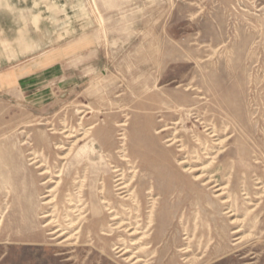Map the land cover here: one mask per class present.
Instances as JSON below:
<instances>
[{
  "label": "rangeland",
  "instance_id": "374dc122",
  "mask_svg": "<svg viewBox=\"0 0 264 264\" xmlns=\"http://www.w3.org/2000/svg\"><path fill=\"white\" fill-rule=\"evenodd\" d=\"M81 122L95 127L94 143L110 151L113 166L127 168L118 127L126 122L127 153L146 168L136 179L153 174L160 188L149 263L184 264L187 257L197 264H264V0H0V264L41 251L27 244L53 243L42 215H69L66 199L76 190L67 174L93 139L73 146L76 139L60 133L79 134ZM174 137L181 142L169 147ZM71 148L70 159L60 161ZM33 153L44 169L31 165ZM182 160L213 177L225 196L216 198L184 172ZM62 168L60 187L47 183L58 181ZM89 187L86 180L81 229L91 230L97 208ZM47 195L56 197L54 205H45ZM110 199L121 207L115 192ZM149 202L145 195L142 219ZM230 208L234 217L225 214ZM87 233L76 236L78 246L53 249L62 254L58 264H125L114 243L131 237L92 241ZM242 236L236 253L234 240Z\"/></svg>",
  "mask_w": 264,
  "mask_h": 264
},
{
  "label": "bare ground",
  "instance_id": "6f19581e",
  "mask_svg": "<svg viewBox=\"0 0 264 264\" xmlns=\"http://www.w3.org/2000/svg\"><path fill=\"white\" fill-rule=\"evenodd\" d=\"M78 113L81 115L85 114L86 111L79 110ZM87 114H90V111L86 113V115ZM79 126V134H77V132L72 128H65L60 133L61 135L65 136V139H76L75 142H73V146L85 143L87 140L91 139V131L95 129L94 126H89L86 128L84 122H81ZM118 127L122 128L121 131L123 132V134H121L122 150L120 151V159L122 162L126 163L127 168H123L119 165L113 166V163H111L112 156L109 153L110 151H105L101 143L96 145L95 143L97 140L92 138L93 140L91 141L93 142V146L91 147L90 153L86 156H81L78 160H74L73 168H71L70 172L67 174V176L71 178L73 182L72 185L76 190L75 194H68V198L66 199L69 208L67 213H69V215L65 216L66 219L60 220L58 215L55 214L57 211L55 209L52 213L47 212L41 217V219L47 220L42 228L46 229V231H50V241L53 243L48 244L43 239H41V243L27 244V246L41 248V251L37 250L34 252V254L30 252L25 253V255H22L21 260L14 264H27V262L28 264H58L57 258L62 256V254L54 255L53 249L58 251L59 248L78 246L79 243L76 236L83 234V231L85 230L88 232L87 234H89V237L92 238V241H94V239L107 240V238L109 239L115 237V235L118 233H126L127 236L131 237L129 242L125 241L124 239H120L114 243L113 251H115V253L119 256L118 258L121 259V262L125 264H151L149 263L150 260H153L155 257L147 259L146 255L148 250L151 248V245L158 242V237L154 234L150 235V232L156 227L153 214L157 200L156 194L160 188L155 186L154 181L152 182L153 174L151 177H149L148 181H146L147 179H136L138 172L146 168L144 166L142 167V162H139L138 164L137 162H134L131 159L130 154L127 153L128 150H131L129 148L130 137L124 132V129L128 128L129 125L126 122H122ZM166 130L168 129H164L162 132ZM53 131H55L53 134H57L56 130ZM209 131L210 134L215 137V130L210 129ZM78 135L81 136L78 137ZM215 141H218L216 144L221 146L222 143L219 141V139ZM180 142L181 141L177 137L168 140L169 147L179 144ZM88 144L89 143L86 142V145ZM177 147L179 148L180 152H184V146L182 144L178 145ZM97 148L99 149V152L106 153L105 157L107 159L108 165L103 163L105 157L99 156V154L96 153ZM57 149L61 150L63 147L58 146ZM71 150L72 148L69 150V153L67 152L68 154L59 156V160L62 162L68 161L73 155L71 154ZM32 155L33 157L30 159L31 165H37V169L43 168L45 165L41 163L38 157H36V154L33 153ZM97 159H100L99 163H94V161ZM159 161L161 164H165V166H167V163L164 162V157L161 156ZM188 164H190V161L188 160L178 161V166H182L184 172L189 174L193 173V179L196 182H201L203 186L211 187V189L214 190V193L217 194L216 198L222 199L223 196H225L226 193H224V188H222L213 177L208 178L207 176L197 175L196 172L199 170L194 167H189ZM45 174H49V171L47 170L43 173V175ZM63 174H65L64 168L60 169L56 175V178L59 179L58 181L54 182L49 180L47 183H56L57 188H59L63 182ZM171 174L172 172L170 171L169 176H171ZM205 178L208 179L206 180ZM86 180H89L90 186L87 190L89 200L97 208V211L94 209V211L91 210L90 212L91 219L93 220L91 230L88 228L89 224L81 229V225L83 222H85V219L88 216L87 212L85 211L87 206L83 200V191H85L84 187ZM175 183L177 185H183L178 180H176ZM137 188L138 194L136 196ZM182 188L184 187L182 186ZM49 192L51 194H55L57 191L52 189ZM112 192H115L118 199L122 201L121 207L119 209L112 203L110 199ZM145 195H147L150 201L149 207L151 210H149V217L142 219L140 212L142 209L141 204L143 203ZM170 195V191H165V202L169 201ZM51 196L53 195L45 196V198H50L47 200L45 205H54L56 203V197L54 198ZM222 202L223 204H227L230 201L223 200ZM225 214L229 215L230 217H234L235 210H231L230 208ZM106 215L109 216L110 219L107 218ZM107 219H109L111 222L109 229H105V223ZM237 222L238 221L236 220L232 221L233 224ZM241 231L242 230H236L232 235L238 237L241 234ZM32 235V233H28L25 236L31 237ZM73 240L76 242L72 243ZM92 241L88 242L87 244L90 246L93 245ZM234 241L235 244H233V246L237 247L236 253L241 252L242 248H240L238 245L245 241V237L242 236L236 238ZM85 245L86 244H84L82 247H85ZM183 250L187 252L186 248ZM249 258L250 255L246 254L242 257V260H247ZM158 259L156 258L155 263L159 261ZM108 260L113 262L111 259ZM69 261L70 259H68L66 262ZM182 261H184V264H197L196 261H190L187 259V257L183 258Z\"/></svg>",
  "mask_w": 264,
  "mask_h": 264
}]
</instances>
